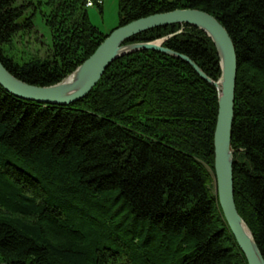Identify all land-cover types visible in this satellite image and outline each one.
<instances>
[{"label":"trees","instance_id":"trees-1","mask_svg":"<svg viewBox=\"0 0 264 264\" xmlns=\"http://www.w3.org/2000/svg\"><path fill=\"white\" fill-rule=\"evenodd\" d=\"M88 1L101 9V0H0L3 67L34 86L61 81L113 31L90 23ZM117 2V27L196 9L231 37L234 201L264 259V0ZM36 11L50 32V53L17 64L8 52L33 29ZM180 30L163 47L216 81V49L195 27H158L126 43ZM217 99L190 65L150 50L116 59L66 106L0 87V264H247L215 191Z\"/></svg>","mask_w":264,"mask_h":264},{"label":"water","instance_id":"water-1","mask_svg":"<svg viewBox=\"0 0 264 264\" xmlns=\"http://www.w3.org/2000/svg\"><path fill=\"white\" fill-rule=\"evenodd\" d=\"M189 25L202 31L213 43L219 60L220 76L210 79L190 58L163 47L174 35L145 43H126L131 37L157 27ZM177 32L175 35L179 34ZM156 51L179 59L217 92V118L213 134L214 180L218 204L225 223L247 264H264L254 237L238 214L233 191L231 132L237 73L235 47L226 29L210 14L196 9H177L134 20L115 28L70 74L51 86H34L11 75L0 62V87L8 94L46 105L66 106L83 99L97 84L106 68L116 59L139 51Z\"/></svg>","mask_w":264,"mask_h":264},{"label":"rangeland","instance_id":"rangeland-1","mask_svg":"<svg viewBox=\"0 0 264 264\" xmlns=\"http://www.w3.org/2000/svg\"><path fill=\"white\" fill-rule=\"evenodd\" d=\"M102 6L99 9L92 3L91 7H87V16L90 23L97 27L102 33H109L114 30L118 23V2L117 0H101ZM100 4V1H97ZM41 11H45L42 7ZM40 11L34 12L32 17L33 29L29 32H20L13 39L12 48L8 52V56L13 58L17 64L29 61L32 57H45L49 55L51 49V35L43 21ZM182 31V30H180Z\"/></svg>","mask_w":264,"mask_h":264},{"label":"built area","instance_id":"built-area-1","mask_svg":"<svg viewBox=\"0 0 264 264\" xmlns=\"http://www.w3.org/2000/svg\"><path fill=\"white\" fill-rule=\"evenodd\" d=\"M92 6V3H87V7H91Z\"/></svg>","mask_w":264,"mask_h":264},{"label":"bare ground","instance_id":"bare-ground-1","mask_svg":"<svg viewBox=\"0 0 264 264\" xmlns=\"http://www.w3.org/2000/svg\"><path fill=\"white\" fill-rule=\"evenodd\" d=\"M157 28H158V27H157ZM181 32H182V31H181ZM181 32H180V33H181ZM175 34H176V33H175ZM175 34H174V36H175ZM167 37H168V36H167ZM172 37H173V36H172ZM164 38H165V37H164ZM162 39H163V38H162ZM162 39H160V40H162ZM169 39H170V38H169ZM169 39H167V40H169ZM167 40H165V41H167ZM165 41H164V42H165Z\"/></svg>","mask_w":264,"mask_h":264}]
</instances>
